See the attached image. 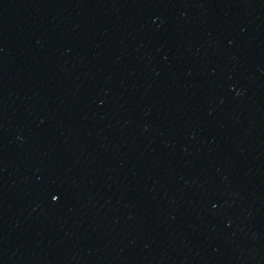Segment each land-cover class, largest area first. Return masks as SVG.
<instances>
[{"label": "water", "instance_id": "obj_1", "mask_svg": "<svg viewBox=\"0 0 264 264\" xmlns=\"http://www.w3.org/2000/svg\"><path fill=\"white\" fill-rule=\"evenodd\" d=\"M0 264H264V0H0Z\"/></svg>", "mask_w": 264, "mask_h": 264}]
</instances>
